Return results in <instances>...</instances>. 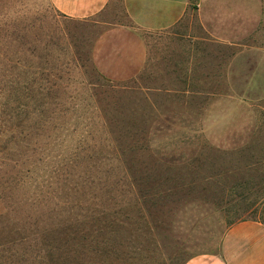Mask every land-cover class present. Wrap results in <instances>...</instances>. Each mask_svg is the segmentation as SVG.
Segmentation results:
<instances>
[{
	"label": "rangeland",
	"instance_id": "1",
	"mask_svg": "<svg viewBox=\"0 0 264 264\" xmlns=\"http://www.w3.org/2000/svg\"><path fill=\"white\" fill-rule=\"evenodd\" d=\"M113 9L120 14V1ZM101 20L69 18L50 0H0L1 84L22 83L16 90L6 84L0 98L35 99L25 110L40 131L36 151L17 149L35 171H21V155L12 154L0 176L27 180L31 191L45 171L52 174L46 160L77 161L93 185L72 196L85 198L84 206L92 199L91 208L109 217L130 216L127 223L116 218L114 239L100 237L113 243L115 264H183L218 251L226 228L259 217L264 203V48L231 60L235 47L190 35L199 24L188 15L168 33L147 35L151 56L137 77L111 82L90 58ZM251 40L264 46V37ZM108 191L142 192L157 206L112 199ZM41 192L46 209L53 201ZM36 197L18 207L8 200L16 212L0 236L19 238V210H37ZM6 205L0 202V214Z\"/></svg>",
	"mask_w": 264,
	"mask_h": 264
},
{
	"label": "crops",
	"instance_id": "2",
	"mask_svg": "<svg viewBox=\"0 0 264 264\" xmlns=\"http://www.w3.org/2000/svg\"><path fill=\"white\" fill-rule=\"evenodd\" d=\"M50 1L69 18L102 19L90 58L94 69L111 82L137 77L151 56L147 35L168 33L188 15H194L199 24L189 29L190 35L202 34L235 47L231 60L239 54L247 56L250 49L264 48L250 44L251 38L264 37V0H117L120 14L113 9L115 0ZM183 264H264V203L259 217L238 220L226 228L218 251L195 254Z\"/></svg>",
	"mask_w": 264,
	"mask_h": 264
},
{
	"label": "trees",
	"instance_id": "3",
	"mask_svg": "<svg viewBox=\"0 0 264 264\" xmlns=\"http://www.w3.org/2000/svg\"><path fill=\"white\" fill-rule=\"evenodd\" d=\"M13 68L19 69L18 62H15ZM1 70L0 91L6 89V84L10 85V90L20 87L22 83L18 80L1 84L3 81ZM34 102L33 98L23 100L18 95L0 98V166L6 160L13 161L12 154H19L21 155V171L24 170L27 174L35 171L33 160L26 167L29 160L26 152L17 151L19 148L21 151L28 148L36 151L38 147L37 136L40 131L35 127V121L31 119L34 117L33 114L25 110L26 107H31ZM4 141L5 144L1 145ZM43 150L46 151V149ZM47 161L46 164L52 174L47 169L48 172L45 171L44 177L41 176L42 180L31 191L27 180L11 179L6 174L3 175L4 177L0 176V180L4 179L0 181V202L4 201L7 204L0 214L1 229H4L5 219L7 221L12 219L11 213L16 212L10 208L8 200L14 205L16 203L17 207L21 203L34 205L37 201L36 196H38L37 210H19V220L22 224L19 227L13 226L19 230V238L8 240L3 235L0 236V264H115L118 256L113 251V243H109L107 240L104 242L100 237L109 235L114 239L113 223L118 221L116 218L122 217L120 221L123 220L127 223L130 216L122 211L120 213L113 212L109 217V212H105L104 209L103 211L93 210L91 204L95 202L92 199L90 202V198L86 199L84 206L85 198L75 197L72 194L79 190L83 194L85 187L90 190L93 184L89 173L82 172L83 176L81 177V171L77 170L80 165L75 160L62 161L55 166H50ZM77 173L76 179H73L72 176ZM43 189L47 190L48 199L53 201L52 205L46 209H44L43 200L39 196ZM108 192L113 194L110 196L112 199L125 202L133 201L134 204L140 205L150 203L151 206H157V201L150 197L147 198L146 194L142 192L132 194L131 197L122 193ZM31 194L33 198L29 203L28 197ZM31 211H36V214L33 215ZM94 213L98 216L102 214V216L95 218ZM97 222L103 223V226H99ZM0 231L2 234L3 230Z\"/></svg>",
	"mask_w": 264,
	"mask_h": 264
}]
</instances>
